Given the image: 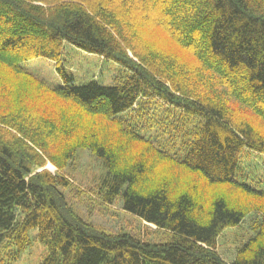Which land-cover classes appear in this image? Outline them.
<instances>
[{
	"label": "trees",
	"instance_id": "trees-1",
	"mask_svg": "<svg viewBox=\"0 0 264 264\" xmlns=\"http://www.w3.org/2000/svg\"><path fill=\"white\" fill-rule=\"evenodd\" d=\"M152 27L186 60L143 44ZM66 44L117 64L113 83L76 84L61 61ZM37 57L55 62L61 84L23 67ZM202 87L223 92L205 97ZM151 99L165 117L140 114ZM260 126L264 0H0V244L8 258L34 231L45 247L40 264H264V188L238 178L245 149L264 154ZM80 149L104 168L98 196L120 198L164 237L109 233L75 212L60 171ZM47 160L59 172H35ZM220 187L240 199L215 193ZM251 212L254 235L225 261L219 235Z\"/></svg>",
	"mask_w": 264,
	"mask_h": 264
},
{
	"label": "rangeland",
	"instance_id": "rangeland-1",
	"mask_svg": "<svg viewBox=\"0 0 264 264\" xmlns=\"http://www.w3.org/2000/svg\"><path fill=\"white\" fill-rule=\"evenodd\" d=\"M141 36L139 40L150 48L154 49L156 47L163 54L170 51L186 60V53L172 44L158 28L152 27L151 31L146 30ZM129 54L131 55L130 52ZM61 61L67 71L74 76L76 84H87L91 81L103 85L112 84L120 69L117 64L106 60L102 56L85 52L69 44H66L63 49ZM23 67L50 85L61 84L55 70V62L50 59L44 57L33 58L23 63ZM200 74H202V77L209 76V72L204 69H201ZM222 90L223 88L220 87L201 88L205 97H210L216 93L219 95L223 92ZM224 100L229 103L235 113L238 112L239 106L237 104L233 103L231 99L228 101L224 98ZM142 105H144V108L140 113L141 115H145L148 111V116L154 114L159 119L162 116L165 117L163 115L164 106L156 100H143ZM141 115L138 118L144 121ZM250 119L253 121L258 118L253 116V119L252 117ZM261 130L264 131V128L261 127ZM154 131V129L146 131V134L151 133L154 135ZM42 170H47L52 174L59 172L58 168L48 160L43 166L37 167L35 172ZM60 172L71 182L70 187L62 189L68 202L87 223L109 233L124 231L154 241L161 236L164 237L165 232L156 228L155 225L141 221L136 216L124 211L120 198H115L109 204L98 196L97 190L105 171L101 161L89 150H78L76 156ZM238 172V178L241 180L251 183L257 188H264V154L245 149L240 157ZM214 190L215 193L222 194L228 199H240V194L236 190L224 187ZM257 219L258 215L255 212L248 213L239 225L226 228L221 232L217 240V252L221 258L228 262L234 258L238 248L254 235ZM30 235V244L17 257L14 256V250L10 248L11 250L8 249L10 258H8L6 256L7 247H4L6 241L0 244V264H40L45 253V247L36 239L34 231L30 232Z\"/></svg>",
	"mask_w": 264,
	"mask_h": 264
}]
</instances>
